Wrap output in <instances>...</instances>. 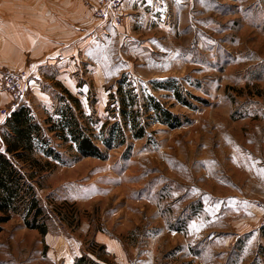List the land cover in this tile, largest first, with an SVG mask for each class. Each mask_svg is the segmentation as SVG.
<instances>
[{"label":"rangeland","instance_id":"374dc122","mask_svg":"<svg viewBox=\"0 0 264 264\" xmlns=\"http://www.w3.org/2000/svg\"><path fill=\"white\" fill-rule=\"evenodd\" d=\"M130 6L129 30L103 26L102 35L95 30L93 54L78 51L75 89L54 80L50 69L42 70L43 81L30 78L48 97H27L25 90L20 105H28L59 159L33 154L48 163L33 176L46 234L26 228L15 214L2 226L0 241L15 264H42L40 249L55 235L76 242L84 264H119L100 246L106 238L122 248L128 264H194L186 257L190 231L183 224L203 221L204 193L224 209V222L247 216L227 207L235 186L256 198L258 180L232 161L243 149L264 160V0H132ZM86 57L100 69H83ZM64 88L79 100L72 110L89 130L106 133L117 122L124 144L106 149L97 142L104 159L81 157L47 131L58 117L57 98L67 97ZM175 89L187 104L175 98ZM125 91L141 114L140 139L131 137L118 112ZM146 97L180 124L152 122L143 113ZM258 201L264 198L255 208ZM261 217L262 211L257 225L264 229ZM247 223L238 227L240 236L252 234Z\"/></svg>","mask_w":264,"mask_h":264},{"label":"crops","instance_id":"0c3cea01","mask_svg":"<svg viewBox=\"0 0 264 264\" xmlns=\"http://www.w3.org/2000/svg\"><path fill=\"white\" fill-rule=\"evenodd\" d=\"M131 2L132 0L123 1V26L120 29L125 26L129 30L131 22L135 20L128 16V13L135 11L130 6ZM91 6L92 0H0V110L10 102V97L2 90L1 85L2 73L6 69H26L29 72L27 97H48L35 85H31L30 79L33 78L34 82L43 81L41 72L44 69L55 71L54 80L75 89L77 81L74 73L80 67L77 61L78 51L86 53V56L93 54L95 30L102 35L103 26H106L98 23L96 29ZM82 64L83 69H100L87 57ZM4 121L0 115V127ZM1 146L2 152L3 145ZM241 153L240 160L233 158L232 165L236 169H245L250 174V179L253 177L258 180L254 185L256 198L244 195L240 187L235 186V194L231 195L227 207H232L235 213L247 214V219L224 222V209L221 211L219 203L211 200V192L204 193V200L199 201L198 205V214L203 221L183 224L190 231L185 236L187 239L184 238L186 257L194 264H264V229L257 225L261 211L253 205L254 201L264 198L263 155L245 149ZM217 181L221 182V179ZM248 221L254 226L252 234L240 236L238 227ZM100 242L102 248L104 244L108 247L116 262L128 264L122 248L115 241L106 238ZM256 246L257 251L254 249ZM43 249L45 253L41 255ZM3 250H6L5 253H2ZM81 256L76 242L55 235L45 241L44 247L40 249L39 259L42 264H75L76 259ZM0 264H15L10 256V248L2 241Z\"/></svg>","mask_w":264,"mask_h":264},{"label":"trees","instance_id":"16d2710c","mask_svg":"<svg viewBox=\"0 0 264 264\" xmlns=\"http://www.w3.org/2000/svg\"><path fill=\"white\" fill-rule=\"evenodd\" d=\"M175 89V98L187 104L181 99ZM67 97H58L60 101L57 113L58 117L46 129L54 132L55 136L63 141L70 142L81 157H93L104 159L103 152L95 143H100L106 149L121 146L125 142V135L120 125L113 123L106 133L102 131L93 133L82 123L73 112V107L78 110L80 102L64 89ZM129 91H125L118 97V112L130 125V135L134 139L144 136V126H139L140 111L134 110V97ZM69 100L72 105L65 102ZM147 111V112H146ZM80 113V111H78ZM150 113L152 122L164 125L178 126L180 123L176 117L164 109L154 97L145 98L143 113ZM49 123V119L44 121ZM175 122V125L173 123ZM3 141V151H0V232L2 225L6 224L12 215H18L24 226L30 230H36L41 236L46 234L47 215L45 209L37 198L33 176L38 171L44 170V163L33 157L34 152L40 153L46 158L59 159L57 151L50 147L49 140L44 135V128L35 120L27 106L20 105L10 116L6 118L0 129ZM27 172V173H25ZM33 181V183H32ZM84 258L76 260V264H84Z\"/></svg>","mask_w":264,"mask_h":264},{"label":"built area","instance_id":"2783aa9c","mask_svg":"<svg viewBox=\"0 0 264 264\" xmlns=\"http://www.w3.org/2000/svg\"><path fill=\"white\" fill-rule=\"evenodd\" d=\"M123 1L124 0H92V17L101 25L112 28H119L123 22ZM29 75L24 71H13L6 69L2 73V89L10 97L7 107L0 110V115L6 120L24 98L26 84ZM0 145H3L0 132ZM258 208L262 211L261 225L264 226V201H258Z\"/></svg>","mask_w":264,"mask_h":264}]
</instances>
